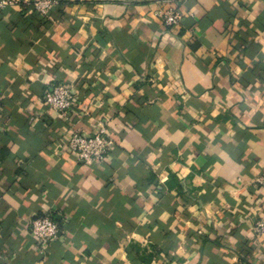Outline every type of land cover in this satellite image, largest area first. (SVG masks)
I'll return each mask as SVG.
<instances>
[{"label": "crops", "instance_id": "0c3cea01", "mask_svg": "<svg viewBox=\"0 0 264 264\" xmlns=\"http://www.w3.org/2000/svg\"><path fill=\"white\" fill-rule=\"evenodd\" d=\"M13 1L0 264H264V0H57L47 17ZM57 83L76 91L67 117L43 105ZM100 122L113 148L77 160L69 135ZM44 216L61 231L40 251L28 221Z\"/></svg>", "mask_w": 264, "mask_h": 264}, {"label": "built area", "instance_id": "2783aa9c", "mask_svg": "<svg viewBox=\"0 0 264 264\" xmlns=\"http://www.w3.org/2000/svg\"><path fill=\"white\" fill-rule=\"evenodd\" d=\"M13 0H1L0 8L14 5ZM57 5V0H35L30 5L32 11L47 17L51 9ZM162 24L166 28L177 26L183 18L180 11L168 8L160 11ZM43 105L52 113L61 117L72 114L77 106L76 91L67 83H57L46 88L43 94ZM114 146L113 140L107 133L105 123L100 122L98 129L92 134L71 133L66 141L67 149L77 160L87 164H101ZM264 187V178L257 180ZM28 231L36 240L40 251L49 243L54 242L60 235V226L51 216H44L28 221ZM254 233L258 238H264V217L254 224Z\"/></svg>", "mask_w": 264, "mask_h": 264}, {"label": "trees", "instance_id": "16d2710c", "mask_svg": "<svg viewBox=\"0 0 264 264\" xmlns=\"http://www.w3.org/2000/svg\"><path fill=\"white\" fill-rule=\"evenodd\" d=\"M53 219L59 224V221L53 217ZM60 226V225H59Z\"/></svg>", "mask_w": 264, "mask_h": 264}]
</instances>
